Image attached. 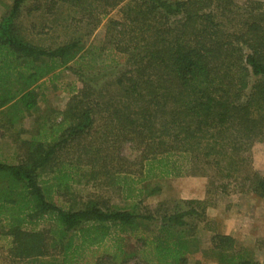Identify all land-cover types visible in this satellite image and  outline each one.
Listing matches in <instances>:
<instances>
[{
    "label": "trees",
    "instance_id": "1",
    "mask_svg": "<svg viewBox=\"0 0 264 264\" xmlns=\"http://www.w3.org/2000/svg\"><path fill=\"white\" fill-rule=\"evenodd\" d=\"M27 1L14 0L0 21V112L19 104L24 115L32 112L44 81L78 59L89 57L98 68L78 74L81 85L70 91L60 122L44 118L50 125L43 123L23 142L27 152L19 165L0 162V222L9 228L16 257L81 264L85 251L103 249V256L112 249L113 263H126L124 235L150 223L157 234L140 238L133 255H141L143 264H187V219L203 214L205 201L184 202L196 207L187 211L176 205L167 213L162 204L154 214L138 215L97 198L84 202L69 191L71 172L62 171L83 168L94 188L105 178L133 199L147 181L206 176L213 169L264 199V171L247 158L253 144L264 141L263 1L50 0L77 10L88 29L118 9L120 19H106L98 54H87L86 26L55 47L26 40L18 20ZM124 141L142 148L136 172L133 163L125 170L109 165L113 147ZM68 150L76 163L55 169ZM116 158L125 161L119 149ZM49 167L58 173L54 181L42 180ZM43 223L53 229L37 230ZM192 246L198 247L193 240ZM195 253L216 264H260L225 234Z\"/></svg>",
    "mask_w": 264,
    "mask_h": 264
},
{
    "label": "rangeland",
    "instance_id": "2",
    "mask_svg": "<svg viewBox=\"0 0 264 264\" xmlns=\"http://www.w3.org/2000/svg\"><path fill=\"white\" fill-rule=\"evenodd\" d=\"M242 4L246 0H236ZM263 1L264 0H258ZM14 0H0V21L4 15L9 13ZM38 7L40 8L38 10ZM37 8V9H36ZM117 10H114L107 16V18L120 19ZM94 27L83 24V19L80 13L66 4L50 3V0H28L23 8L22 14L19 16V27L24 38L35 45L43 46L45 48L55 47L59 44L69 42L80 31L81 26H86L87 30H83L85 36V49L87 54L95 48L100 47L105 38L106 19ZM89 23V22H88ZM93 29L91 32H89ZM85 50V53H86ZM98 51V50H96ZM98 52H94V54ZM98 66L96 63L87 57L84 60H76L68 67L56 72V75L46 79L39 89V105L32 112L24 115V111L18 108H6L0 112V162H5L10 165H19L25 158L27 148L23 142L32 140L36 135L38 127L41 128L45 119L51 125L58 124L62 117V112L65 110L68 100L70 99V91L74 88H79L81 83L78 74L81 72L89 73L95 72ZM107 80V79H104ZM96 81V80H95ZM99 82H102L100 80ZM18 112L23 113V118L17 115ZM20 114V113H19ZM14 118L20 121H12ZM45 118V119H44ZM13 122V123H12ZM102 120L99 122L103 129ZM12 123V124H11ZM46 123L47 126L50 124ZM94 135L93 138H95ZM114 157L109 161V165L114 168L126 169L130 163L133 172L137 171L136 163L141 156V147H137L131 142L124 141L115 145ZM118 149L120 154L125 158V161H120L116 158ZM70 150V149H69ZM66 151L61 154L55 169L61 165L69 162L76 163L74 153ZM249 162L254 170L264 171V141L255 142L248 154ZM48 168L42 174V180L54 181V177L58 173H52ZM71 172L72 181L69 184V191L74 193V196L80 195L84 197V202L88 198H97L105 200L112 204L113 209H122L133 212L138 215L154 214L155 209L160 205H164L167 213H171L176 205H179L180 210L187 211L190 206L184 202L192 201L194 191L197 190L196 196L201 193L206 195L199 201H205V212L200 216H192L189 220V229L191 233L186 237L189 242V252L187 254V264H216L211 258H203L201 253H194L196 249H208L212 245L214 237L218 234H224L227 229L237 230L252 228L256 222V217H263L264 203L257 204V210L250 209L256 200L255 197L245 193L242 183L234 179L219 178L217 172L210 169L206 176H184L181 178L156 179L147 181L146 183L137 186L141 194L137 198L125 199V193L116 186H108L106 179H102L94 188L91 183H88L86 171L83 168H76L75 170H68L62 172ZM158 188V194H149L152 190ZM192 192H194L192 194ZM72 195H68L63 201L71 199ZM251 199V201H249ZM52 223H43L37 230H42L48 233L53 229ZM25 230H32V226L23 227ZM9 231L5 222H0V264H41L42 262L51 261L50 258L39 257H16L13 246V238L7 235ZM158 232L156 225L143 224L136 227L133 232L125 234V251L129 261L118 264H143L141 255L134 256L136 250H140L142 241L140 238H153ZM245 232V231H243ZM249 234V233H248ZM250 236V235H249ZM196 243L197 246H192ZM253 238L248 237V241ZM112 244L108 243L107 246ZM264 248V247H263ZM103 249H99L94 255L90 254L89 250L83 253L81 264H115L108 253L102 256ZM139 252V251H138ZM193 252V253H192ZM153 257L152 254H149ZM259 258L264 259V250L262 254H258ZM60 260V257H57Z\"/></svg>",
    "mask_w": 264,
    "mask_h": 264
},
{
    "label": "crops",
    "instance_id": "3",
    "mask_svg": "<svg viewBox=\"0 0 264 264\" xmlns=\"http://www.w3.org/2000/svg\"><path fill=\"white\" fill-rule=\"evenodd\" d=\"M197 193V190L194 191ZM192 192V194L194 193ZM196 193H194V196H192V200H198L205 197V193H201L198 196H196ZM256 198L254 205L252 200V206L248 207V210L253 209L257 210V204L258 203H264V199H261L257 197L254 194H249ZM251 201V199L249 200ZM264 215V214H263ZM245 231V232H243ZM249 233V234H248ZM225 235L232 236L237 244V247L244 248L245 250L249 251L253 255V259L256 262H259L260 264H264V259L259 258L258 254H262L264 250V216L263 217H256L255 224L252 225V228H245V229H237V230H230L227 229V232L224 233ZM250 235V236H249ZM248 237L253 238V240L248 241Z\"/></svg>",
    "mask_w": 264,
    "mask_h": 264
}]
</instances>
